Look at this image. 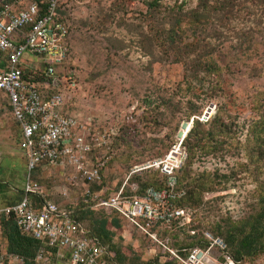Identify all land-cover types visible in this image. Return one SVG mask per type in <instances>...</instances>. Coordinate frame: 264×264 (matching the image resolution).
<instances>
[{
	"label": "rangeland",
	"instance_id": "1",
	"mask_svg": "<svg viewBox=\"0 0 264 264\" xmlns=\"http://www.w3.org/2000/svg\"><path fill=\"white\" fill-rule=\"evenodd\" d=\"M146 1H60L58 14L67 27L70 52L67 61L75 71L73 88L64 83L68 92L62 95L63 110L87 125L85 136L103 131L108 134L105 143L87 156L88 163L103 161V194L98 195L99 198L110 196L121 186L131 189L150 176L161 183L159 172L147 165L175 150L178 143L184 156L176 172L182 179L177 183L182 191L180 198L187 191L198 194L202 178L213 180L219 190L202 192L201 201L195 206L181 201L188 221L182 226L173 223L157 229L159 242L133 231L119 219L117 227L108 226L113 234L111 244L118 251V264H167L166 257L170 254L161 244L181 253L191 243L206 247L209 236L219 237L226 245L223 237L215 233L214 226L251 215L264 194V191H256L264 178L263 160L257 159L255 154L249 160L248 152L253 146L245 137L246 111L234 118V136L226 143L201 141L193 148L186 164L181 140L192 119L204 123L215 112L217 99L208 96L210 91L206 85L212 79L204 85L195 84L192 89L185 87L184 80L195 82L204 74L198 72L196 78H192L189 63L172 62L171 55L166 53L165 32L171 18L177 15L176 5L186 11L193 8L197 0H159L155 11L146 7ZM237 2L233 16L224 26H219L223 36L233 43V47L226 43L227 48L220 54L221 61H230L234 41H240L243 33L252 34L264 43V4ZM182 37L190 40L184 33ZM57 71L65 75L67 67ZM2 95L0 93V205L16 199L25 173L23 156L16 146L15 125ZM207 109L208 116L204 113ZM202 115L207 118L202 120ZM35 176L49 201L62 209L81 207L84 186L73 167L43 165ZM132 176L136 178L133 180ZM93 209L101 215L114 216L110 209L99 206ZM82 214L80 222L90 229L92 217L87 211ZM209 255L216 264L223 260L215 246L209 249ZM234 263L264 264V251Z\"/></svg>",
	"mask_w": 264,
	"mask_h": 264
},
{
	"label": "built area",
	"instance_id": "2",
	"mask_svg": "<svg viewBox=\"0 0 264 264\" xmlns=\"http://www.w3.org/2000/svg\"><path fill=\"white\" fill-rule=\"evenodd\" d=\"M56 4L57 0H47L39 10L35 1L0 0V93L6 98L11 119L17 126L16 145L23 154L25 167L22 197L14 204L0 205V217L12 215L17 229L55 246L57 256L65 255L67 264H106L104 247L88 238L64 209L49 200L34 207L28 197L41 192L40 185L31 179L38 165L71 166L80 178L99 183L103 161L88 165L86 156L92 148L102 146L108 136L103 131L88 133L87 138L84 135L87 125L62 112L60 93L41 97L36 89L38 78L51 80L57 87L66 83L73 88L75 84L73 74L59 75L57 71L66 57L67 31L57 19ZM175 148L147 165L165 176L163 187L148 186L142 195H135L125 193L121 186L103 199L87 188L83 194L96 206L112 210L131 228L159 242L157 229L173 223L182 226L188 221L186 211L175 204L182 196V191L176 188L175 174L184 158L179 143ZM130 190L134 191L135 186ZM207 239L206 247L182 249L181 253L161 245L178 264H216L209 255L212 246L219 249L223 259L217 264H235L222 239L209 236ZM41 254L39 250L36 259ZM0 264H20V259L6 255L0 246Z\"/></svg>",
	"mask_w": 264,
	"mask_h": 264
},
{
	"label": "trees",
	"instance_id": "3",
	"mask_svg": "<svg viewBox=\"0 0 264 264\" xmlns=\"http://www.w3.org/2000/svg\"><path fill=\"white\" fill-rule=\"evenodd\" d=\"M35 1L38 9H43L47 0H27V2ZM61 0H57L56 12L57 19L63 23L58 14V5ZM159 0L146 1V7L149 10L155 11L159 6ZM238 0H197L196 5L189 9L182 11L179 5H176L175 16L170 20V24L165 32L166 37V53L171 55L172 62L189 63L188 70L192 78H196V74L201 72L204 77H200L197 81L192 79L184 80V85L188 89H192L195 84L204 85L207 83L206 88L210 91L208 96L216 98L217 102L214 105L215 112L201 123L197 119H192L191 126L187 130L184 138L181 140L186 153V164L193 154L195 148L201 141L213 140L214 144L226 143L231 135H235L232 126L234 118L238 114L247 112L245 128L246 141H251L252 146L249 150V160L252 156L263 160V173H264V43L258 38L253 37L252 34L243 33L244 36L240 41H234V49L231 53L230 61H221L220 54L227 48L226 43L233 47L232 40L223 36L219 26H224V22L233 16L234 6L238 5ZM251 3L264 4V0H244ZM179 14V15H178ZM64 24V23H63ZM182 25V26H181ZM66 31L67 27L64 24ZM189 29L190 33H185ZM190 37V40L185 41L182 34ZM214 42H213V41ZM217 40V42H216ZM66 57L62 62L61 67H67L65 75L73 74L74 68L70 66L69 61V44L67 36L65 40ZM190 56V57H189ZM69 65V66H68ZM58 69V68H57ZM25 71H28L25 68ZM204 80L205 77H208ZM261 81V83H255ZM203 82V84H202ZM251 82L252 84H249ZM36 89L41 97H47L53 93H60L63 95L68 90L64 87V83L59 87L52 84L51 80L36 79ZM196 86V85H195ZM203 87H201L202 89ZM210 94V95H209ZM62 98V112L64 105ZM8 105V103H7ZM9 107V105H8ZM95 130V129H94ZM87 138L89 137L86 136ZM94 149L92 148L87 156L91 154ZM86 156V161H87ZM88 163V162H87ZM95 161L88 163L93 165ZM40 168L36 166L31 173V179L39 185L35 173ZM159 172L157 168L152 169ZM102 171V169H101ZM100 171V172H101ZM146 171V170H145ZM162 181L157 182L155 178L148 177L146 181L139 182L135 185V190L124 189L125 193H132L135 195H142L146 187L152 186L154 188H161L164 186L165 176L159 173ZM176 175V188L180 189L177 183H180L181 178ZM185 177V170L182 171V178ZM136 177L132 176V179ZM82 179V178H81ZM103 179V178H102ZM99 183L87 182L84 179V189H88L91 193L97 192L102 195L101 181ZM133 179V180H134ZM215 183L211 179L202 178L199 184L200 192L198 194L193 191H187L182 198L176 201L177 206H182L181 201L188 203V205L195 206L201 201V193L208 191H217L214 187ZM83 189V193H84ZM256 191H264V178L258 184ZM116 191L109 195H112ZM22 191L16 199L12 202L3 204L11 205L20 200ZM29 199L34 207L40 206L45 201H48L46 194L41 190L40 193L30 194ZM259 206L256 211L251 215L240 217L237 220H230L217 223L214 226L215 233L220 234L228 250L226 253L233 262L255 257L264 251V194L258 199ZM55 203V202H54ZM81 207H73L64 209L68 216L77 223L84 231L88 238L96 241L97 244L104 247L103 260L106 264H118V251L113 248L111 244L112 231L108 226L117 227L118 218L117 214L113 211L114 216L108 217L93 212L96 207L95 202L90 200L89 197L82 195L80 201ZM59 207V206H58ZM87 211L92 217L91 228L85 227L81 222L83 212ZM80 213V217L78 216ZM122 221V220H121ZM133 231L141 234L138 230L131 228ZM0 246L6 255L16 256L20 259V264H53L63 263L67 264L66 256L58 257V249L55 246H48L44 241L31 237L30 235L20 231L15 226L13 216L0 217ZM203 248L205 246L191 243L190 247ZM39 250L42 251L41 258L36 259ZM167 264H178L170 257H166Z\"/></svg>",
	"mask_w": 264,
	"mask_h": 264
},
{
	"label": "crops",
	"instance_id": "4",
	"mask_svg": "<svg viewBox=\"0 0 264 264\" xmlns=\"http://www.w3.org/2000/svg\"><path fill=\"white\" fill-rule=\"evenodd\" d=\"M3 96V95H2ZM14 123V122H13ZM15 125V124H14ZM15 129H16V135H17V126L15 125ZM17 146V145H16ZM20 151V150H19ZM22 153V152H21ZM23 156V154H22ZM23 160H24V157H23ZM21 188V187H20Z\"/></svg>",
	"mask_w": 264,
	"mask_h": 264
},
{
	"label": "water",
	"instance_id": "5",
	"mask_svg": "<svg viewBox=\"0 0 264 264\" xmlns=\"http://www.w3.org/2000/svg\"><path fill=\"white\" fill-rule=\"evenodd\" d=\"M205 113L208 115L209 114V110H206Z\"/></svg>",
	"mask_w": 264,
	"mask_h": 264
},
{
	"label": "bare ground",
	"instance_id": "6",
	"mask_svg": "<svg viewBox=\"0 0 264 264\" xmlns=\"http://www.w3.org/2000/svg\"><path fill=\"white\" fill-rule=\"evenodd\" d=\"M181 135V134H180Z\"/></svg>",
	"mask_w": 264,
	"mask_h": 264
}]
</instances>
